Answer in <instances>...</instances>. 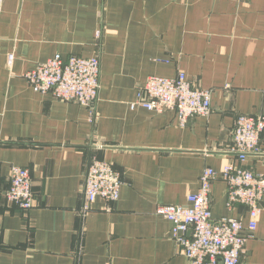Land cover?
I'll return each mask as SVG.
<instances>
[{
	"label": "crops",
	"instance_id": "crops-1",
	"mask_svg": "<svg viewBox=\"0 0 264 264\" xmlns=\"http://www.w3.org/2000/svg\"><path fill=\"white\" fill-rule=\"evenodd\" d=\"M56 55L99 59L95 120L30 89L24 74ZM178 72L212 90L207 117L181 127L173 112L130 108L147 78ZM263 109L264 0H3L0 264H189L155 210L186 205L205 167L219 174L238 165L234 121ZM92 156L110 163L122 186L116 202L97 199L80 216ZM13 166L29 170L28 212L5 198ZM243 166L264 173V132ZM225 189L220 178L212 184V217L246 225L245 207L226 208ZM261 207L239 264H264Z\"/></svg>",
	"mask_w": 264,
	"mask_h": 264
},
{
	"label": "built area",
	"instance_id": "built-area-1",
	"mask_svg": "<svg viewBox=\"0 0 264 264\" xmlns=\"http://www.w3.org/2000/svg\"><path fill=\"white\" fill-rule=\"evenodd\" d=\"M3 0H0V10ZM99 38V34L96 35ZM13 56L8 57L11 65ZM100 62L97 57L82 58L59 55L38 64L24 74L30 89L37 94L50 95L58 101L74 103L96 119L99 93ZM212 90L195 88L183 72L174 78L151 76L138 86L130 108L141 107L155 114L173 112L179 126L184 127L195 117H207L211 110ZM264 132V109L256 115L236 117L231 132L230 151L238 165L228 164L219 172L205 167L198 180V190L189 194L186 205H161L155 214L170 224V238L189 264H239L246 242L257 227L264 200V173H255L243 165L247 157L256 154ZM220 178L226 186V208H246L248 222L222 217L211 212V188ZM122 180L114 167L92 156L84 176V201L78 214L86 216L97 199L106 203L118 200ZM6 201L28 212L34 207L29 170L10 168ZM109 208V207H106Z\"/></svg>",
	"mask_w": 264,
	"mask_h": 264
}]
</instances>
